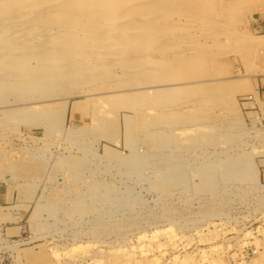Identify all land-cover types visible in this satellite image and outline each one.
<instances>
[{"label": "rangeland", "instance_id": "obj_1", "mask_svg": "<svg viewBox=\"0 0 264 264\" xmlns=\"http://www.w3.org/2000/svg\"><path fill=\"white\" fill-rule=\"evenodd\" d=\"M6 2L0 264H264V51L242 30L249 10Z\"/></svg>", "mask_w": 264, "mask_h": 264}, {"label": "crops", "instance_id": "obj_2", "mask_svg": "<svg viewBox=\"0 0 264 264\" xmlns=\"http://www.w3.org/2000/svg\"><path fill=\"white\" fill-rule=\"evenodd\" d=\"M249 10V17L243 24L242 30L253 36L254 42L250 44V51H264V0H234ZM239 1V2H238ZM260 35V36H259ZM256 36V37H255ZM261 38V39H260ZM260 39V40H257ZM262 40V41H261ZM258 41V42H257ZM260 41V42H259ZM264 66V59H259Z\"/></svg>", "mask_w": 264, "mask_h": 264}, {"label": "bare ground", "instance_id": "obj_3", "mask_svg": "<svg viewBox=\"0 0 264 264\" xmlns=\"http://www.w3.org/2000/svg\"><path fill=\"white\" fill-rule=\"evenodd\" d=\"M3 1V0H2ZM42 1V3H44V0H41ZM50 1V0H49ZM113 1V0H112ZM37 2V3H36ZM39 2H40V0H7V2H6V4L7 5H12V7H10V6H8L7 8H9V9H11L12 8V10H13V8H17V9H26V10H36L38 7H39ZM46 3V2H45ZM53 3V2H52ZM51 3V4H52ZM14 4L15 5H17V7H14ZM74 5V8L72 7V5H69L68 6V9H69V11L71 10V9H97L98 10V8L100 7L99 5H103V0H81L80 2H79V0H78V2L77 3H73ZM3 5V4H2ZM36 5H38V7L36 6ZM40 5H43V4H40ZM67 5V4H66ZM45 6V5H44ZM37 7V8H36ZM43 7V6H42ZM6 8V7H5ZM4 8V9H5ZM35 8V9H34ZM101 8V7H100ZM16 9V10H17ZM65 9H67L66 7H65ZM74 10V11H75ZM92 11V10H91ZM95 12V11H94ZM260 36V35H259ZM256 37V36H255ZM261 39V38H260ZM260 39H257V40H260ZM254 41V40H253ZM262 41V40H261ZM258 42V41H257ZM260 42V41H259ZM53 54H55V53H53ZM19 57V56H18ZM17 57V58H18ZM18 59H20V58H18ZM6 66H8L9 68H11V70L14 68L15 69V72H19L18 70L20 69V70H22L21 68H22V66H24V63H22L20 60L18 61V60H16V62H12L11 61V63H8V64H6ZM25 66H27L26 64H25ZM18 67H19V69H18ZM24 68V67H23ZM17 70V71H16ZM20 72H22V71H20ZM49 80V79H48ZM51 83V82H50ZM148 88V87H147ZM150 88V87H149ZM136 89V88H135ZM146 89V87H141V88H137L136 90L137 91H139L140 92V94L141 93H145V92H147V90H145ZM134 91V90H133ZM131 102H133V100L131 99L130 100Z\"/></svg>", "mask_w": 264, "mask_h": 264}, {"label": "built area", "instance_id": "obj_4", "mask_svg": "<svg viewBox=\"0 0 264 264\" xmlns=\"http://www.w3.org/2000/svg\"><path fill=\"white\" fill-rule=\"evenodd\" d=\"M257 98L264 100V73L260 75L258 86H257ZM248 100H254V98L251 96L248 98Z\"/></svg>", "mask_w": 264, "mask_h": 264}]
</instances>
